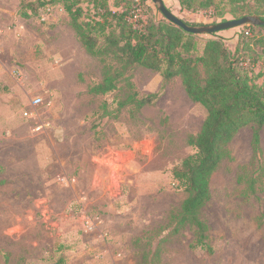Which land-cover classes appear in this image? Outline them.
<instances>
[{"label": "rangeland", "instance_id": "374dc122", "mask_svg": "<svg viewBox=\"0 0 264 264\" xmlns=\"http://www.w3.org/2000/svg\"><path fill=\"white\" fill-rule=\"evenodd\" d=\"M35 1L0 0V264H264V127L258 151L252 124L229 143L199 212L201 245L198 227L182 221L186 192L173 171L196 152L189 140L206 109L179 77L164 80V67L125 70L114 54L92 56L63 2ZM77 1L82 21L102 13L90 0ZM164 1L190 25L234 19ZM147 5L148 15L163 20L151 0ZM244 30L214 35L234 52L251 43ZM214 38L199 35L200 51ZM105 65L114 76L123 72L117 88L91 94ZM132 97L148 103L140 108Z\"/></svg>", "mask_w": 264, "mask_h": 264}, {"label": "trees", "instance_id": "16d2710c", "mask_svg": "<svg viewBox=\"0 0 264 264\" xmlns=\"http://www.w3.org/2000/svg\"><path fill=\"white\" fill-rule=\"evenodd\" d=\"M56 1L63 2L71 25L89 54L94 57L114 54L125 70L141 66L159 72L164 67V80L179 77L192 101L206 109L207 117L200 132L189 140L196 152L173 171L175 180L186 192L182 221L198 227L203 245L205 226L199 212L210 200L212 177L221 162L230 156L229 143L242 128L252 124L256 127L253 149L259 150V132L264 127V84H257V80L264 74H255L254 68L264 57V35L256 32L264 26H243L242 35L251 43L242 42L234 52L216 35L206 40L200 51L199 35L188 33L164 18L156 20L148 15L153 14L148 0H90L94 9H101L102 13L88 21H82L84 10L77 0L35 2L40 7ZM109 1L115 2V9L110 8ZM219 1L230 10L223 11L217 0H178L185 11L220 10V17L227 13L234 19L257 16L264 22V0ZM158 13L162 15L159 10ZM22 15L28 16L25 12ZM99 36L103 39L102 45L98 42ZM254 46L262 47L261 53H256ZM246 49L251 53L248 57L243 52ZM122 75L123 72L114 76L112 66L105 65L103 82L89 92L98 95L115 90ZM131 101L140 108L148 103L147 98L132 97ZM56 264H64V259Z\"/></svg>", "mask_w": 264, "mask_h": 264}, {"label": "water", "instance_id": "95a60500", "mask_svg": "<svg viewBox=\"0 0 264 264\" xmlns=\"http://www.w3.org/2000/svg\"><path fill=\"white\" fill-rule=\"evenodd\" d=\"M158 10L162 13L164 18L182 28L184 31L196 34V35H214L219 32L227 31L233 28L253 25V26H264V22L260 20L257 16H244L239 19H232L222 23H217L209 26H193L185 23L183 20L175 16L166 6L164 0H151Z\"/></svg>", "mask_w": 264, "mask_h": 264}, {"label": "built area", "instance_id": "2783aa9c", "mask_svg": "<svg viewBox=\"0 0 264 264\" xmlns=\"http://www.w3.org/2000/svg\"><path fill=\"white\" fill-rule=\"evenodd\" d=\"M47 11L49 12V11H50V9H48ZM40 103H41V100H40V98H37V99H35V100H34V104H35V105H37V106H38Z\"/></svg>", "mask_w": 264, "mask_h": 264}]
</instances>
